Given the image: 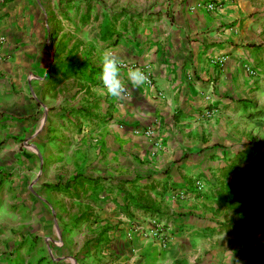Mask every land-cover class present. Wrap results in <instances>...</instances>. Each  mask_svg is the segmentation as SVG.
Here are the masks:
<instances>
[{
	"label": "crops",
	"instance_id": "0c3cea01",
	"mask_svg": "<svg viewBox=\"0 0 264 264\" xmlns=\"http://www.w3.org/2000/svg\"><path fill=\"white\" fill-rule=\"evenodd\" d=\"M0 264H264V0H0Z\"/></svg>",
	"mask_w": 264,
	"mask_h": 264
},
{
	"label": "clouds",
	"instance_id": "9594fccd",
	"mask_svg": "<svg viewBox=\"0 0 264 264\" xmlns=\"http://www.w3.org/2000/svg\"><path fill=\"white\" fill-rule=\"evenodd\" d=\"M100 68V91L116 100L121 99L127 91L125 78L136 87L150 83L149 75L141 67L126 65L112 49H105L101 53Z\"/></svg>",
	"mask_w": 264,
	"mask_h": 264
},
{
	"label": "built area",
	"instance_id": "2783aa9c",
	"mask_svg": "<svg viewBox=\"0 0 264 264\" xmlns=\"http://www.w3.org/2000/svg\"><path fill=\"white\" fill-rule=\"evenodd\" d=\"M205 8L209 11H219L220 5L213 2V3L207 4ZM145 73L149 75V79H150V83H146V84L153 86L154 81H153L151 73L148 71H146ZM141 132L145 135H150L151 133H153L151 129L141 130ZM137 133H140V130H138ZM197 185H198V190H202L204 188V185L202 184L201 181H199ZM135 232H139L143 236H146V237H152V238L158 239L163 248H167L169 245L168 235L166 231L164 230L163 225L159 223L157 220H152V225L149 226L148 228H144L141 226L135 228Z\"/></svg>",
	"mask_w": 264,
	"mask_h": 264
}]
</instances>
